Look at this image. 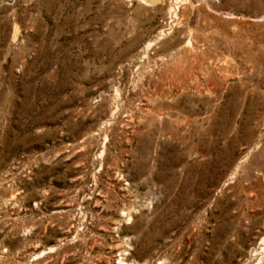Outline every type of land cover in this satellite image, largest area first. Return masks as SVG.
<instances>
[{"label":"rangeland","instance_id":"rangeland-1","mask_svg":"<svg viewBox=\"0 0 264 264\" xmlns=\"http://www.w3.org/2000/svg\"><path fill=\"white\" fill-rule=\"evenodd\" d=\"M0 264H264V0H0Z\"/></svg>","mask_w":264,"mask_h":264}]
</instances>
